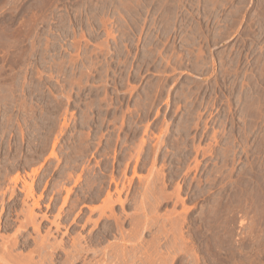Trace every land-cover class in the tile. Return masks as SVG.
<instances>
[{"label":"rangeland","instance_id":"374dc122","mask_svg":"<svg viewBox=\"0 0 264 264\" xmlns=\"http://www.w3.org/2000/svg\"><path fill=\"white\" fill-rule=\"evenodd\" d=\"M114 251L264 264V0H0V262Z\"/></svg>","mask_w":264,"mask_h":264},{"label":"bare ground","instance_id":"6f19581e","mask_svg":"<svg viewBox=\"0 0 264 264\" xmlns=\"http://www.w3.org/2000/svg\"><path fill=\"white\" fill-rule=\"evenodd\" d=\"M16 176H17V177H15L14 179H15V181H16V183H17V180H19V178H18V175H16ZM30 186H31V185H30ZM32 186H33V185H32ZM3 187H4V186H3ZM23 187H24V186H23ZM25 187H26V185H25ZM1 188H2V186H1ZM14 188H15V187H14ZM31 188H32V187H31ZM26 189H27V188H26ZM12 190H14V189H12ZM2 191H3V190H2ZM5 191H6V190H5ZM67 191H68V189H67ZM14 192H15V191H14ZM14 192H13V193H14ZM28 192H29V191H28ZM11 193H12V192H11ZM109 193H110V191H109ZM27 194H28V193H27ZM31 194H32V193H31ZM25 195H26V194H25ZM27 196H28V195H27ZM119 196H120V195H119ZM11 197H12V196H11ZM111 198H112V197H111ZM109 199H110V198H109ZM112 199H113V198H112ZM117 199L119 200V197H118ZM106 200H107V197H106ZM107 201H109V200H107ZM107 201H106V202H107ZM110 201H111V200H110ZM123 201H124V200H123ZM116 202H117V201H116ZM118 202H119V201H118ZM24 203H25V202H24ZM109 203H110V202H109ZM34 204H37V203H34ZM110 208H112V207H110ZM101 209H102V208H101ZM30 210H31V209H30ZM91 210H92V209H91ZM94 210H95V208H94ZM100 211H101V210H100ZM102 211H103V210H102ZM111 212H113V211H111ZM29 213H30V212H29ZM100 213H101V212H100ZM103 213H104V212H103ZM30 215L32 216L31 213H30ZM99 216H100V215H99ZM106 216H107V215H106ZM101 217H102V216H101ZM91 218H92V217H91ZM99 218H100V217H99ZM99 218H98V220H99ZM118 219H119V218H118ZM118 219H117V222H118ZM87 220H88V219H87ZM90 220H92V219H90ZM98 220H96V221H98ZM86 222H87V221H86ZM86 222H85V223H86ZM119 222H121V221H119ZM97 223H98V222H96V224H97ZM119 224H120V223H119ZM56 225H57V224H56ZM37 226H38V225H37ZM96 226H97V225H95V227H96ZM93 227H94V226H93ZM95 227H94V228H95ZM121 227H122V226H121ZM121 227H120V230H121ZM58 228H59V227H58ZM58 228H57V229H58ZM109 229H110V228H109ZM91 230H92V229H91ZM36 231H37V230H36ZM38 231H39V230H38ZM106 232H107V231H106ZM114 232H115V231H114ZM116 232H117V231H116ZM118 232H119V231H118ZM39 233H40V232H39ZM39 233H38V234H39ZM47 233H48V232H47ZM47 233H46V234H47ZM92 233H93V232H92ZM95 234H96V233H95ZM105 234H106V233H105ZM109 234H110V233H109ZM120 234H121V232H120ZM49 235H50V234H49ZM79 235H80V234H79ZM113 235H114V234H113ZM116 235H117V234H116ZM123 235H124V234H123ZM47 236H48V235H47ZM50 236H51V235H50ZM50 236H49V237H50ZM82 236H83V235H82ZM82 236H81V237H82ZM86 236H87V235H86ZM86 236H85V237H86ZM103 236H104V235H103ZM45 237H46V235H45ZM54 237H55V236H54ZM97 237H98V236H97ZM99 237H100V236H99ZM101 237H102V235H101ZM106 237H107V236H106ZM50 238H51V237H50ZM107 238H108V237H107ZM35 239H37V237H35ZM45 239H46V238H45ZM78 239H79V238H78ZM78 239H77V240H78ZM90 239H91V238H90ZM92 239H93V238H92ZM95 239H96V238H95ZM100 239H101V238H100ZM103 239H104V238H103ZM123 239H124V238H123ZM46 240H47V239H46ZM48 240H49V239H48ZM60 240H61V239H60ZM60 240H59V241H60ZM73 240H74V239H73ZM85 240H86V238H85ZM107 240H108V239H107ZM38 241H39V239H38ZM42 241H43V240H42ZM49 241H50V240H49ZM55 241H56V240H55ZM62 241H63V240H62ZM62 241H60V243H62ZM78 241H79V240H78ZM13 242H14V241H13ZM40 242H41V241H40ZM40 242H39V243H40ZM76 242H77V241H76ZM76 242H75V243H76ZM87 242H88V241H87ZM98 242H99V241H98ZM101 242H102V241H101ZM42 243H43V242H42ZM42 243H41V244H42ZM44 243H45V241H44ZM44 243H43V244H44ZM46 243H47V242H46ZM60 243H58V245H60ZM64 243H65V242H64ZM64 243H63V244H64ZM77 243H78V242H77ZM83 243H84V242H83ZM24 244H25V243H24ZM48 244H49V243H48ZM71 244H72V243H71ZM73 244H74V243H73ZM79 244H80V243H79ZM98 244H99V243H98ZM111 244H112V243H111ZM111 244H109V246H110ZM16 245H17V244H16ZM27 245H28V244H27ZM35 245H39V244L36 243ZM76 245H77V244H76ZM85 245H86V243H85ZM6 246H7V245H6ZM40 246H41V245H40ZM43 246H44V245H43ZM54 246H56V245H54ZM62 246H63V245H61V247H62ZM66 246H67V245H66ZM66 246L64 245V247H66ZM81 246H82V244L80 245V247H81ZM90 246H91V245H90ZM90 246H89V247H90ZM94 246H95V245H94ZM99 246H100V245H99ZM112 246H114V245H112ZM120 246H121V245H120ZM10 247H11V246H10ZM49 247H50V245H49ZM58 247H59V246H58ZM78 247H79V246H78ZM83 247H85L84 244H83ZM103 247H104V246H103ZM4 248H5V247H4ZM4 248H3V250H4ZM7 248H8V247H7ZM7 248H5V249H7ZM38 248H39V247H38ZM43 248H44V247H42V249H43ZM45 248H46V247H45ZM56 248H57V247H56ZM72 248H73V247H72ZM72 248H71V249H72ZM87 248H88V247H87ZM115 248H116V247H115ZM115 248H112V249H115ZM125 248H126V247H125ZM47 249H48V247H47ZM50 249H51V248H50ZM50 249H48V250H50ZM59 249H60V248H59ZM59 249H58V250H59ZM80 249H82V248H80ZM83 249L85 250V253L87 252V254H88V256H89V249H85V248H83ZM90 249H91V248H90ZM102 249H103V248H102ZM102 249H101V250H98V249L94 250V251H93V252H94V255H92V256H93L92 258L95 259V257H96L97 255L99 256V253H100V252L103 253V255L101 254V258H107L109 255H112V254H110V252L112 253L113 251H110V252L108 251V252H107V249H104V250H102ZM110 249H111V248H110ZM121 249H122V248H121ZM7 250H8V249H7ZM7 250H6V251H7ZM30 250H31V249H30ZM34 250H35V249H34ZM38 250H39V249H38ZM52 250H53V248H52ZM54 250H55V248H54ZM56 250H57V249H56ZM61 250H62V249H61ZM63 250H65V253H66V250H68L66 256L69 255V257H71V256H70V253H71V255H72V251H71L70 249H63ZM69 250L71 251L70 253H69ZM72 250H73V249H72ZM74 250H75V247H74ZM74 250H73V251H74ZM76 250H79V249L76 248ZM76 250H75V252H76ZM108 250H109V249H108ZM115 250H117V249H115ZM126 250H127V249H126ZM134 250H135V249H134ZM8 251L10 252V250H8ZM35 251H36V250H35ZM40 251H41V250H40ZM91 251H92V250H91ZM3 252H4V251H3ZM9 252H8V253H9ZM36 252H37V251H36ZM44 252H45V250H44ZM46 252H47V250H46ZM46 252H45V254H46ZM49 252H50V251H49ZM49 252H48V253H49ZM77 252H79V251H77ZM77 252H76V254H77ZM115 252H116V251H114V253H115ZM121 252H122V251H121ZM5 253H6V252H5ZM8 253H6V254H8ZM30 253H31V251H30ZM32 253H33V252H32ZM42 253H43V252H42ZM51 253H52V252H51ZM63 253H64V252H63ZM85 253L83 252L82 254H85ZM11 254H12V253H11ZM20 254H21V253H20ZM39 254H40V253H39ZM76 254L73 252V255H74V256H75ZM82 254L79 252V255H82ZM87 254H86V255H87ZM116 254H117V255L113 254L114 257L116 256V257L118 258L116 264H127V263H128V264H131V261H130V259H129L128 257H127L128 259H127L126 257H125L126 259H125V258H121L122 256H121V255L119 256L120 253L118 254V253L116 252ZM121 254H122V253H121ZM126 254H127V253H126ZM159 254H160V253H159ZM8 255H9V254H8ZM22 255H23V254H22ZM32 255H33V254H32ZM40 255H41V254H40ZM46 255H47V254H46ZM50 255H51V254H50ZM73 255H72V257H74ZM86 255H85V257H87ZM122 255H123V254H122ZM124 255H125V254H124ZM130 255H131V253H130ZM136 255H137V254H136ZM162 255H163V254H162ZM2 256H3V254H2ZM9 256H11V255H9ZM30 256H31V255H30ZM62 256H63V255H62ZM66 256H65V258H67ZM76 256H77V255H76ZM82 256H83V255H82ZM102 256H104V257H102ZM33 257H34V255H33ZM42 257H43V256H42ZM42 257H41V258H42ZM49 257H50V256H49ZM49 257H48V258H49ZM78 257H79V256H78ZM78 257H77V258H78ZM83 257H84V256H83ZM138 257H139V256H138ZM44 258H45V257H44ZM90 258H91V257H90ZM92 258H91V259H92ZM101 258H100V260H101ZM133 258H134V257H133ZM141 258H142V257H141ZM163 258H164V257H163ZM50 259H51V258H50ZM50 259H49V260H50ZM53 259H54V258H53ZM53 259H52V262H53ZM61 259H62V258H61ZM97 259H99V258H97ZM136 259H137V258H136ZM148 259H149V258H148ZM148 259H146V260H148ZM165 259H166V258H165ZM28 260H29V259H28ZM28 260H27V261H28ZM32 260H33V259H32ZM32 260H31V261H32ZM41 260H42V259H41ZM43 260H44V259H43ZM47 260H48V259H47ZM49 260H48V261H49ZM57 260H58V259H57ZM66 260H69V259L67 258ZM74 260H75V259H74ZM78 260H79V258H78ZM78 260H77V261H78ZM81 260H82V258H81ZM87 260H88V258H87ZM87 260H85V261L87 262ZM92 260H93V259H92ZM95 260H96V259H95ZM95 260H94V263H95ZM106 260H107V259H106ZM114 260H115V258H114ZM134 260H135V259H134ZM149 260H150V259H149ZM0 261H2V260H0ZM29 261H30V260H29ZM29 261H28V262H29ZM44 261H45V260H44ZM62 261H63V260H62ZM72 261H73V260H72ZM115 261H116V260H115ZM129 261H130V263H129ZM154 261H155V260H154ZM41 262H42V261H41ZM57 262H58V261H57ZM69 262H70V260H69ZM81 262H83V261H81ZM86 262H83V263L85 264ZM99 262H100V261H99ZM102 262H103V260H102ZM104 262H105V261H104ZM0 263H1V262H0ZM4 263H5V262H4ZM30 263H31V262H30ZM30 263H29V264H30ZM34 263H35V261H34ZM62 263L66 264L65 259H64V262H62ZM70 263H71V262H70ZM70 263H68V264H70ZM83 263H82V264H83ZM87 263H88V262H87ZM94 263H93V261H89L88 264H94ZM106 263H107V262H106ZM106 263H105V264H106ZM108 263H110V262H108ZM113 263H115V262H113ZM1 264H2V263H1ZM5 264H7V263H5ZM32 264H33V263H32ZM35 264H37V263H35ZM72 264H73V263H72ZM79 264H80V263H79ZM96 264H97V263H96ZM99 264H100V263H99ZM136 264H137V263H136Z\"/></svg>","mask_w":264,"mask_h":264}]
</instances>
